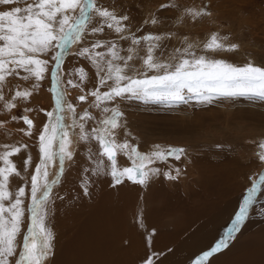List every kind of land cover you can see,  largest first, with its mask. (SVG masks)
<instances>
[{"label":"rangeland","instance_id":"obj_1","mask_svg":"<svg viewBox=\"0 0 264 264\" xmlns=\"http://www.w3.org/2000/svg\"><path fill=\"white\" fill-rule=\"evenodd\" d=\"M167 118L201 130L176 139ZM103 181L139 188L141 233L150 188L170 191L162 231L183 239L163 264L264 245V0H0V264H55V214L71 229L58 209L95 206Z\"/></svg>","mask_w":264,"mask_h":264},{"label":"bare ground","instance_id":"obj_2","mask_svg":"<svg viewBox=\"0 0 264 264\" xmlns=\"http://www.w3.org/2000/svg\"><path fill=\"white\" fill-rule=\"evenodd\" d=\"M79 85L82 84L80 83ZM79 98L83 99L82 97ZM236 114L240 115L239 112ZM242 114H244L245 118L246 115H257L256 112L250 111L243 112ZM166 121L170 125V129L169 131L165 130V134L169 136L174 135L176 139H180V136H183V133H190V135L193 136V134H191L192 132L190 131L194 130L193 133H197L201 130H199L198 128L196 130V123H194L195 120L192 122L181 121L183 122L181 125L176 124V122L180 120H170V118H167ZM31 122L33 124L32 120ZM145 156V158L141 156V159L135 158V160L133 161L137 162L136 164H138L139 166H144V162L146 163V161H149V156ZM191 160L193 164H196L194 166V169H199L202 174L205 172V170L203 172V168L212 165L207 159L192 158ZM216 166H218V164L214 165L215 168H217ZM220 167L221 166H219V168ZM222 168L223 171L221 170V175L219 174V172L217 173L220 175V179L225 177L227 179L228 174L227 172H224L227 169L226 165L222 166ZM134 169H137L140 173V176L137 178L142 177V172L140 171L141 169L139 170V168L135 167ZM237 172L238 171L235 172V175L233 174V172H230V175L236 176ZM200 177L201 184L203 178L202 176ZM220 179L219 181L222 183ZM204 182H206V180H204ZM93 183L96 184V181H93ZM102 183L106 192L102 193L99 202L95 206L89 207L84 202H81L76 209L73 206L77 205L72 206V204L58 209V212L66 210V215H70V213L71 215H74L75 224L70 229L69 224L66 221L68 228L63 231H57L58 228L62 227V224H60L59 221L60 215L58 213L55 214L56 218L54 223L56 234L53 233V237L54 235H60V237L65 240L60 249V254L57 252L55 257L51 259V262H54L55 264H161L164 260H167V258L164 256L166 254V251L173 248V246H178L180 240L183 238L182 236L170 238L168 237L166 232L162 231V228H165V225L160 220V216L166 213V210H168L164 203L166 196H168V193H170V191L165 187V185L160 184L159 182V184H157L153 188H150L149 194L145 199V216L142 215V217L144 218L142 222V227L144 232L146 231V235L143 234L144 232H137L135 228H133V226H130V217L128 216V212L136 208L134 204L137 201L136 197H138L139 188H134L132 186L128 187L126 185L124 186L121 184L120 187L107 189L109 187V183H105V181H103ZM210 183L211 182L206 183L202 192L201 200L204 197L209 198L212 196ZM49 185L50 184H48V186ZM192 194H195V192H192ZM220 194L217 197L222 198L224 194L223 196ZM152 205H154V207L157 206V208L155 209ZM200 212L202 215L207 213V209L205 208V206H202ZM154 213L157 215L156 217L158 218L155 224L153 222V219H149L150 215ZM85 215L86 218H84ZM186 218L187 216L184 218L183 224L187 229L191 226L192 220ZM180 235H186L185 231L182 232ZM252 235L254 236L253 238H251L250 241H248L247 245L255 244L254 247H256V242H260L257 248L251 247L252 249H247L246 251L241 252L239 251V254H237L236 256H229L228 259H226L225 261L223 259L218 258L219 260H216L214 262L217 264H264V245H260L263 243V241L262 239L258 240V233ZM51 238L52 235L50 236V239ZM248 238L250 239V236ZM55 244V248L58 250L59 246L56 242ZM234 247L237 249L240 248H238L237 246ZM234 247L233 249H235Z\"/></svg>","mask_w":264,"mask_h":264},{"label":"water","instance_id":"obj_3","mask_svg":"<svg viewBox=\"0 0 264 264\" xmlns=\"http://www.w3.org/2000/svg\"><path fill=\"white\" fill-rule=\"evenodd\" d=\"M24 124L29 127L32 123L30 119H25ZM104 151L105 153H107L109 158L115 157V152L110 146L105 147ZM128 176L132 178H137L140 176V173L137 169L131 168L128 172Z\"/></svg>","mask_w":264,"mask_h":264}]
</instances>
